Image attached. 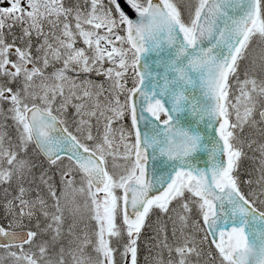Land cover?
<instances>
[{"label": "snow or ice", "instance_id": "obj_1", "mask_svg": "<svg viewBox=\"0 0 264 264\" xmlns=\"http://www.w3.org/2000/svg\"><path fill=\"white\" fill-rule=\"evenodd\" d=\"M0 264H264V0H0Z\"/></svg>", "mask_w": 264, "mask_h": 264}]
</instances>
